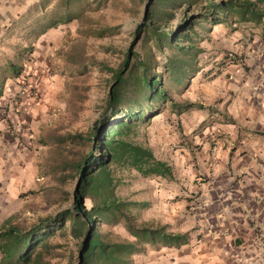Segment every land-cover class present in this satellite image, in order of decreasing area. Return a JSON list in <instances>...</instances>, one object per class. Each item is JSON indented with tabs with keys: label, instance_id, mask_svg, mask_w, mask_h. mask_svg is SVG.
I'll list each match as a JSON object with an SVG mask.
<instances>
[{
	"label": "crops",
	"instance_id": "1",
	"mask_svg": "<svg viewBox=\"0 0 264 264\" xmlns=\"http://www.w3.org/2000/svg\"><path fill=\"white\" fill-rule=\"evenodd\" d=\"M34 3L42 13L41 0H0V230L16 224L10 201L22 188L35 184L42 150L36 148V139L46 134L56 118L50 110L55 99L51 82L46 80L38 83V101H20L24 112L4 107L17 90L15 67L27 55L26 47L36 52V45L46 38V32H21ZM216 13L218 17L224 14L222 10ZM228 17L227 22L209 25L202 35V55L208 60L199 69L208 73L191 98L201 107L179 114L185 132L194 134L187 137L190 142L178 144L173 133L161 144V128L157 144L149 143L155 158L173 170L171 175L182 176L177 184L169 181L170 176L152 175L156 180L149 191L155 203L165 196L182 192L187 197L197 190L209 197L203 215L209 229L205 227L194 252L180 251L184 245L173 248L174 264H202L210 259L214 264H237L230 256L231 246L253 264H264V90L259 88L264 82V22H233L235 16ZM228 51L240 58H230ZM215 59L219 61L213 64ZM12 123L21 125L19 132L8 129ZM199 125V132L190 133ZM148 198L139 199L140 204H149Z\"/></svg>",
	"mask_w": 264,
	"mask_h": 264
},
{
	"label": "rangeland",
	"instance_id": "2",
	"mask_svg": "<svg viewBox=\"0 0 264 264\" xmlns=\"http://www.w3.org/2000/svg\"><path fill=\"white\" fill-rule=\"evenodd\" d=\"M65 1L64 4L62 0L61 2L60 0H50L46 7H42V13L36 5L37 2L34 3L30 15L26 16L23 22L24 28L21 30L24 34L31 31L35 35L46 19L55 16L60 11L64 13V6L65 13L66 10H69L75 16L69 22L49 28L45 33L46 38L36 45V52L30 53L36 67L35 75L31 79L36 83L39 90L38 83L40 81L51 82L49 88H52L51 94L55 99L50 110L52 115L54 114L53 117L56 118L46 130V134L36 139V148L41 146L42 150L36 163L35 184L25 190L22 188L20 195L10 201L11 219L22 229H28L39 220L51 217L72 204L71 199L64 200L63 196L65 191L72 192L75 181L71 180L63 184L59 181L61 178L60 171L55 172L52 170V166L62 160L75 159L76 155L74 154L79 152L82 147L79 148V145H74L68 140L59 142V138L69 133L89 132L94 122L102 116L105 110V99L111 74L103 70L101 64L113 68L119 66L133 41V32L143 22L145 4L148 2V0ZM206 1H202V4ZM212 1L219 2L222 0ZM57 4L62 6L56 7ZM181 5L184 7L187 3ZM182 6L175 10L173 18L162 22L161 25L166 31L175 27L184 17L185 11ZM200 11V5H193L189 13ZM201 24L202 28L196 27V31L203 37L202 35L207 32L206 30L212 24L207 22H201ZM237 26L239 27L240 24ZM147 46L155 54L158 71H162L165 55L170 54V51L165 49L161 52L153 46L152 40L146 41L144 44L143 39L133 45V51L140 53ZM28 47L30 46L26 48ZM226 53H232L230 58H240V55L232 51ZM24 58L25 56H23L20 65L23 64ZM206 59L200 53L198 57L199 68L201 67L199 64H203ZM133 60L134 58H132ZM213 61L215 64L219 59ZM207 73L200 69L194 71L193 75L188 77L185 85L181 84L175 89L169 88L170 96L179 103L191 102V98L194 99L193 97L200 91V84L207 78ZM191 103L194 105L187 109L188 112L189 110L197 111L200 109L199 105L201 104L198 101ZM154 110L156 114L152 116L149 122L139 123L134 127L133 132L127 137L130 141L148 146L149 143L155 145L158 142V129L164 128L162 129L164 130L163 134L160 135L164 139L161 144L168 142L165 139L172 137L173 133L178 144H183L184 141L190 142L187 137L194 134L185 132L183 121L180 119L181 116L179 117V113H175L171 109L170 102L162 108L155 106ZM158 110L160 112L157 113ZM55 123L56 125H54ZM199 129L200 125L190 133L199 132ZM86 150L87 148L84 151ZM194 155L192 153L193 160L195 159ZM115 175L121 178V182L115 189L116 194L126 201L138 203L130 207L131 215L138 225H166L168 230L173 232H188L189 242L184 244L186 247L183 249L181 248L183 245L179 248L182 249L180 250L182 252H186L187 249L194 252L195 244L199 238H202L205 227L208 229L210 227L207 226V223L204 225L203 215L209 197L205 196L203 191L189 192L187 197L181 192L173 197H162L158 203H155L150 198L151 193L149 191L150 186L155 184L156 178L154 176H144L131 168H116ZM181 177L176 173L175 176L170 175L169 181L179 184ZM142 197H149V204L141 205L139 199ZM180 203L183 204L182 207H178ZM68 225L69 222L66 223V226ZM100 228L111 236L134 240L123 222L113 225L101 224ZM49 241L60 243L61 246L54 249L48 248L47 251L51 254H43L39 264H77L74 255L80 239L71 237L67 232L64 235L56 233ZM173 248L144 244L143 249L133 256L134 264H174L177 254ZM235 262L237 264H253L252 262ZM27 264L35 263L28 262ZM202 264H214V261L210 259L208 262H202Z\"/></svg>",
	"mask_w": 264,
	"mask_h": 264
},
{
	"label": "trees",
	"instance_id": "3",
	"mask_svg": "<svg viewBox=\"0 0 264 264\" xmlns=\"http://www.w3.org/2000/svg\"><path fill=\"white\" fill-rule=\"evenodd\" d=\"M49 1L41 0L40 6L46 7ZM62 1L65 4L66 1ZM202 1L148 0L143 22L133 32V41L119 66L101 64V68L111 74L102 116L89 132L69 133L59 138V142L68 140L82 147L74 154L75 159L62 160L52 166L55 172L60 171L59 181L63 184L75 181L72 192L64 190L63 196L64 200L71 199L72 204L28 229L5 224L0 230V264H39L43 254H51L48 248L61 246L49 241L56 233L68 232L71 237L80 239L74 255L77 264H134L133 256L144 244L179 248L189 242L188 232H173L166 225H138L130 212V207L138 203L116 194L121 178L115 175V169L131 168L144 176L171 175L170 167L155 158L150 146L134 143L127 137L137 124L150 121L156 114L155 106L162 108L170 102L171 109L180 114L194 105L174 101L169 88L185 85L188 77L199 70L198 57L203 48L198 43L203 37L196 27L202 28L201 22L224 23L228 16H235L233 22L261 21L264 16V0H207L204 4ZM185 2L187 5L183 7L181 4ZM193 5H200L201 11L189 13ZM180 6L184 8V17L166 31L162 22L173 18ZM217 10H222L223 16H216ZM73 18L69 10L65 13L64 6V13L60 11L46 19L36 34ZM140 39L144 44L152 40L153 46L161 52L170 51L165 55L162 71H158L155 54L149 46L140 53L133 51V45ZM26 51V54L32 53V47ZM19 69L21 71L22 65L15 67L16 76ZM118 222L124 223L134 240L111 236L100 228L101 224Z\"/></svg>",
	"mask_w": 264,
	"mask_h": 264
},
{
	"label": "built area",
	"instance_id": "4",
	"mask_svg": "<svg viewBox=\"0 0 264 264\" xmlns=\"http://www.w3.org/2000/svg\"><path fill=\"white\" fill-rule=\"evenodd\" d=\"M262 22H264V16L262 17ZM228 56L231 57L232 53H228ZM36 67L35 62L32 58L31 54H27L24 58L22 69L17 76L18 79V86L15 94L11 97H9L4 107L14 106L17 108V111H23L24 109L19 106L20 101L24 98L32 100V101H38L40 99V90L36 83L31 79L32 76L35 75ZM259 88H263L264 90V82L259 83ZM8 129L11 132L17 133L21 129V125L19 123H12L9 125ZM230 256L234 261L241 262V263H251L252 260L249 259L245 254L240 253L239 251H236V249L231 246L229 248Z\"/></svg>",
	"mask_w": 264,
	"mask_h": 264
},
{
	"label": "water",
	"instance_id": "5",
	"mask_svg": "<svg viewBox=\"0 0 264 264\" xmlns=\"http://www.w3.org/2000/svg\"><path fill=\"white\" fill-rule=\"evenodd\" d=\"M148 7H149V3L146 2V4H145V12H144V15L146 14V11L148 10Z\"/></svg>",
	"mask_w": 264,
	"mask_h": 264
}]
</instances>
